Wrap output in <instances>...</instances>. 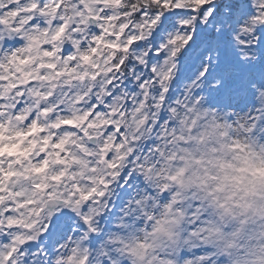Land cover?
Instances as JSON below:
<instances>
[{"label":"clouds","instance_id":"9594fccd","mask_svg":"<svg viewBox=\"0 0 264 264\" xmlns=\"http://www.w3.org/2000/svg\"><path fill=\"white\" fill-rule=\"evenodd\" d=\"M4 2L15 3L0 15V224L12 264H105L107 249L94 255L85 241L110 216L145 225L112 249L113 264L124 251L130 264H175L158 257L194 222L193 204L207 224L192 236L213 246L205 264H264V39L250 59L221 52L207 78L185 39L258 27V0H212L225 7L211 20L200 18L207 0ZM162 110L173 123L142 157ZM129 171L155 196L137 193L117 215L110 202ZM106 234L105 245L121 238Z\"/></svg>","mask_w":264,"mask_h":264},{"label":"snow or ice","instance_id":"6c2138e0","mask_svg":"<svg viewBox=\"0 0 264 264\" xmlns=\"http://www.w3.org/2000/svg\"><path fill=\"white\" fill-rule=\"evenodd\" d=\"M223 7H225L223 4L213 7L212 0H207L205 7L200 11V18L207 17L208 20H211L218 14L222 13ZM252 7V21L254 23L258 22V27H253V25L249 23L238 22V26L234 27L231 30V33L224 32L221 28L214 27L209 31H201L199 35H197L193 29L191 30V35L185 36L189 45H192L193 42H195L193 50L200 49L197 59L201 61L200 73L202 74V77L207 78L209 74L213 72L214 68L220 67L219 56L221 52L227 57L229 51L242 50L249 54L246 58L250 59V50L258 47L261 40L264 39V37L257 35V32L264 30V0H258L257 3L252 5ZM9 9L14 10L15 3H8L5 5L4 0H0V15H3V12ZM86 208L87 206H85V210ZM8 215H10V213H4L5 217ZM0 219L3 218L0 217ZM84 219L86 221L87 216H85ZM225 231H228V229H225ZM205 234L204 231H200V239L203 240ZM192 235H195V233L193 232ZM11 241L12 236L10 230L5 231V225L0 224V264H12V261L17 255H19L18 252L12 249ZM126 243H128V241L120 238L111 240L107 245H104L107 249L108 261H110L111 264H113L111 260L112 249L120 248L123 250V246ZM20 251L22 252L23 249H20ZM117 255H120L121 258L118 261H115L114 264H130L126 251H124L122 255L120 253H117ZM16 264H21V261L16 260ZM58 264H63V261H59ZM189 264H191V262H189Z\"/></svg>","mask_w":264,"mask_h":264},{"label":"rangeland","instance_id":"374dc122","mask_svg":"<svg viewBox=\"0 0 264 264\" xmlns=\"http://www.w3.org/2000/svg\"><path fill=\"white\" fill-rule=\"evenodd\" d=\"M134 85H131V91H134L133 88ZM171 91V90H170ZM172 100L176 99V94L173 93ZM165 122H167V124L169 126L172 125V121H168L167 119V113L166 111L162 110L156 125L154 126V133L155 135L149 140L147 141V143H145V145L142 148V151L140 152V155L143 157L145 154H150L151 148H153L155 146L156 143H158L159 141L157 140V137H159L160 132L162 131L161 125L165 124ZM126 182H131V184L127 187L124 186L123 181L121 182V188L119 190L120 193L122 192H126L125 194V200L121 201V197L119 194L116 195L115 200L111 201V211L114 213H117V215H119V208L123 207L124 204L127 203L128 199H131L132 196H136V198H139V196L137 195V193H143L145 195H150V196H155V192L153 189L148 188L147 185H145L142 181V179L137 178L136 176L132 175L129 173V176H126ZM125 189H127V191H125ZM170 199V195L168 193H163L161 194V196L159 197V202H158V207L159 205L165 204L167 203V201ZM152 201L150 200L149 203H151ZM195 208L196 205L193 204L192 208L190 209L189 212V217L188 219L190 221H194L191 223H188L186 225H183V229L184 231L180 234H189L188 239L191 243L190 249L187 248V246L184 244L183 245V251H185V255L181 254V253H177L176 249H177V245L175 246V248H166L165 251L163 253H160L158 259H173L175 261V264H179V261H176L175 258L179 257L182 259L183 264H189V262H191V264H205L206 261L209 260L210 256L209 255H205L204 250L202 248L201 245V241L202 239H195L192 236L193 232H197L199 227H205L207 224V219L202 218L203 216H201V218L199 220L196 219L195 215H193V213L195 212ZM128 223H129V232L127 234H124L121 238H125V237H129L131 236L133 233H135L136 235H139V229L145 227L144 225V218L142 217H135L134 219L131 218H125ZM114 222L116 225H118V227L120 228V231L124 230L125 228L123 227V225H120L118 223V220L115 217H108L107 221H104V226L108 225V222ZM90 243L88 241H85L86 246H88L90 248V250L93 252V254L95 255L96 252L100 249L103 248L105 245V241L109 240L110 237L105 235V233H95L92 234V236H90ZM179 242V241H178ZM69 243H71V241H69ZM105 264H111L110 261L106 260Z\"/></svg>","mask_w":264,"mask_h":264},{"label":"trees","instance_id":"16d2710c","mask_svg":"<svg viewBox=\"0 0 264 264\" xmlns=\"http://www.w3.org/2000/svg\"><path fill=\"white\" fill-rule=\"evenodd\" d=\"M130 172L131 171H129V173ZM132 174L136 175L134 172H132ZM121 195H122L121 201H123L125 193H122ZM202 218H204V216ZM104 228H105V232H98V233H105V235H107L106 233L116 232L118 235H120L122 237L124 234H127L129 232V228H125L124 230L120 231V228L118 227V225H116L114 222H111V221H109L108 225L104 226ZM107 236H109V235H107ZM188 236H189L188 233L180 235L179 242H177V244H176L177 245V249H176L177 252L185 255V252L182 250L184 244L187 246V248L190 249L189 246H191V243L188 239H191V238H188ZM200 243L202 245L204 253L206 255L211 256L212 251H213V246L211 244H206L203 240Z\"/></svg>","mask_w":264,"mask_h":264}]
</instances>
